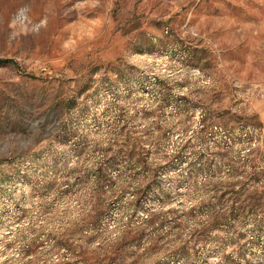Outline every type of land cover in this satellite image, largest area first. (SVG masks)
Here are the masks:
<instances>
[{"label":"rangeland","instance_id":"rangeland-1","mask_svg":"<svg viewBox=\"0 0 264 264\" xmlns=\"http://www.w3.org/2000/svg\"><path fill=\"white\" fill-rule=\"evenodd\" d=\"M0 59V264H264V220L199 245L192 216L254 171L264 207V0H0ZM123 120L160 170L139 211L95 191Z\"/></svg>","mask_w":264,"mask_h":264},{"label":"trees","instance_id":"trees-1","mask_svg":"<svg viewBox=\"0 0 264 264\" xmlns=\"http://www.w3.org/2000/svg\"><path fill=\"white\" fill-rule=\"evenodd\" d=\"M16 65L14 60L0 59V65ZM124 121V122H123ZM121 121L120 130L117 134L115 157L109 159L104 157V161L101 162L99 167L95 170L96 177V196L99 201L105 197L110 191L113 193L112 198L119 200L124 194L132 193L136 198V202L133 204L134 211H139L144 202V198L150 194L154 189H160L161 183L158 180L160 170L153 169L149 164V157L152 153L150 145L136 138L133 132L129 131L128 123L125 120ZM148 145V146H147ZM186 146H183L181 150H178L175 157L172 158L171 163L181 160L184 157ZM213 155V153L211 154ZM224 160H229V154H216ZM125 166V171L120 173L116 180L113 179L108 173L110 170H116L121 166ZM189 170L194 171V164H189ZM207 168L211 169V162L208 159L206 162ZM138 169L142 171L138 176ZM255 169V166H254ZM239 169H236L235 173L238 174ZM138 181V185L133 187V182ZM261 182L260 175L254 171L245 177V182L242 183V191H236L231 189L230 192L223 193L214 196L208 204L202 205L199 211L192 213H207V222L201 226L200 230L196 232L199 245L203 243L202 238L204 235L210 232V229L220 228L222 225L228 223L231 218L239 221L250 220L256 227H260L264 220V207L259 204L262 199L259 197L260 193H250L248 187L259 185ZM133 189V192H130ZM163 200V203H166ZM194 217V216H193ZM166 224V218L158 215H152L146 219L143 223L144 227L136 229L132 222L125 226L123 234L120 238L123 240L136 238L134 241H143L144 236L149 229L159 228ZM158 228V229H159ZM185 251V250H183Z\"/></svg>","mask_w":264,"mask_h":264}]
</instances>
